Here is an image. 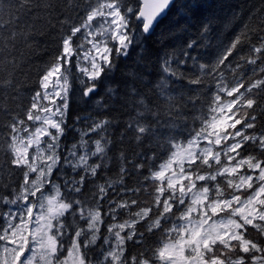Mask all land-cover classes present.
I'll list each match as a JSON object with an SVG mask.
<instances>
[{"label": "snow or ice", "instance_id": "snow-or-ice-1", "mask_svg": "<svg viewBox=\"0 0 264 264\" xmlns=\"http://www.w3.org/2000/svg\"><path fill=\"white\" fill-rule=\"evenodd\" d=\"M137 2L0 0V264H264V125L249 131L264 120V2L211 60L191 54L195 39L168 51L172 32L161 35L155 99L139 76L98 98L111 57L130 55L133 29L149 33L171 4ZM185 7L207 47L215 17L201 19L200 0ZM48 29L58 39L24 104L16 53ZM171 80L187 87L170 90ZM77 83L94 113L65 148ZM117 141L136 150L110 156Z\"/></svg>", "mask_w": 264, "mask_h": 264}, {"label": "trees", "instance_id": "trees-1", "mask_svg": "<svg viewBox=\"0 0 264 264\" xmlns=\"http://www.w3.org/2000/svg\"><path fill=\"white\" fill-rule=\"evenodd\" d=\"M262 2H264V0H200V6L207 9L201 19L209 16L215 17L213 24L210 26L213 31L206 34L208 46L204 47L203 41L200 35H198V26L193 18L192 11L185 7L186 4H191V0H175L166 16L157 23L150 34L143 33L142 24L139 25V32L133 29V35L139 36L140 42L132 49L130 55L114 54L111 57L113 59V66L108 73L102 74L103 83H100L97 88L100 94L98 98H102L108 88L123 92L126 87H130L128 82L132 81L134 77L139 76L140 79L136 80V87L155 99L150 89H155L156 85L166 76V74L161 71V57H163L165 50L164 44L159 43V37L161 35L166 32H172L164 42L165 44H169L168 51L184 48L186 47L185 43L187 41L190 42L195 39L197 43L200 44V47H198L195 52H191V54L197 56L198 59L203 57L201 62L204 60H211L214 58L215 46L221 41L227 43L229 39L234 38V35L238 34L243 27L245 17L259 8ZM134 6L139 8L140 0H138ZM192 7H196V5H192ZM182 8H184V11H181ZM233 16H236L237 19L232 20ZM133 23L139 24V20H134ZM226 24L227 27L225 26ZM57 39V30L48 29L42 34H36L30 38L29 43H31L33 47L29 48L27 44L23 42L19 44L16 55L19 57L20 54L23 53L24 59L22 69L16 72V77L18 80L25 82V87L23 89L24 104L29 103L30 96L33 94L32 90L37 87V69L49 61ZM209 52L213 53V55H208ZM140 56H144V59L140 60ZM189 63L191 62L189 61ZM105 67H108V65H105ZM25 73H27L28 76L27 80H25ZM145 85L148 87H145ZM79 87L77 83L76 95L69 99L71 116L65 121L67 125L66 132L65 136L61 137L65 148L70 147L74 142L77 144L80 143L77 129L85 126L82 121L89 113H94V104H89L80 100ZM185 87H187V84L183 80H171L169 84L170 90H179ZM205 87L209 92L213 90L211 85H205ZM9 107L15 111H21V109L16 108L15 103L10 102ZM21 107H23V105ZM113 114L118 115L119 119L123 121L128 118L129 112L117 105L114 108ZM0 120H3L2 116H0ZM262 125H264V120L258 121L257 128L249 131L258 132ZM115 127L120 128L122 124H118ZM158 131L166 132L167 129L161 128ZM186 134L187 133H185V135ZM92 135L94 136L95 134ZM84 139L87 140L88 137ZM89 147L94 150V143L90 144ZM110 147L111 151L109 155L113 157L118 156L120 150L125 151L129 156L136 150L132 142L121 144L117 141ZM115 167L116 165L114 163H109L110 175ZM100 182L103 183V177ZM141 199H143V197H141Z\"/></svg>", "mask_w": 264, "mask_h": 264}, {"label": "water", "instance_id": "water-1", "mask_svg": "<svg viewBox=\"0 0 264 264\" xmlns=\"http://www.w3.org/2000/svg\"><path fill=\"white\" fill-rule=\"evenodd\" d=\"M140 1H141V6H140V8H142V7H143L144 0H140ZM174 1H175V0H171V4H170L169 8L166 9L161 15L158 16V18L156 19L155 24H154V26H153V29L155 28V26L157 25V23H158L162 18H164V17L166 16L167 12H168L169 9L171 8V6H172V4L174 3ZM153 29H152V31H153ZM152 31H150L149 33H145V34H150Z\"/></svg>", "mask_w": 264, "mask_h": 264}, {"label": "rangeland", "instance_id": "rangeland-1", "mask_svg": "<svg viewBox=\"0 0 264 264\" xmlns=\"http://www.w3.org/2000/svg\"><path fill=\"white\" fill-rule=\"evenodd\" d=\"M90 39V38H89ZM90 47V45H88ZM57 103H59V98H57ZM44 103H48V101H45ZM53 195L55 194L54 192L52 193Z\"/></svg>", "mask_w": 264, "mask_h": 264}]
</instances>
